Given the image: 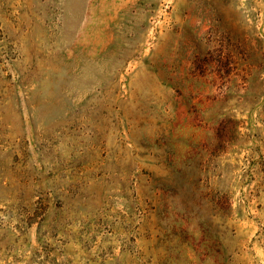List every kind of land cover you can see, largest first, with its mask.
Wrapping results in <instances>:
<instances>
[{
    "label": "rangeland",
    "instance_id": "1",
    "mask_svg": "<svg viewBox=\"0 0 264 264\" xmlns=\"http://www.w3.org/2000/svg\"><path fill=\"white\" fill-rule=\"evenodd\" d=\"M0 264H264V0H0Z\"/></svg>",
    "mask_w": 264,
    "mask_h": 264
}]
</instances>
